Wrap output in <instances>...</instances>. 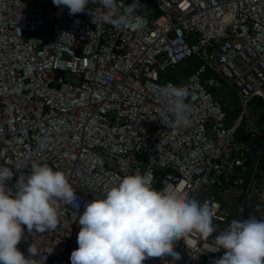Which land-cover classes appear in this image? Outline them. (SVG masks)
Instances as JSON below:
<instances>
[{"label": "built area", "instance_id": "1", "mask_svg": "<svg viewBox=\"0 0 264 264\" xmlns=\"http://www.w3.org/2000/svg\"><path fill=\"white\" fill-rule=\"evenodd\" d=\"M142 6L117 30L92 0L75 15L53 0H0V165L14 172L7 187L21 175L26 180L36 161L63 171L77 197L59 203L54 230L23 226L17 247L27 257L34 244L36 264H71L79 213L136 171H151L158 191L180 189L215 205L218 231L249 214L264 218V126L246 124L250 103L264 99V0ZM192 57L199 59L193 72L167 75ZM168 83L192 93L187 127L161 123L171 119L159 98ZM223 87L240 103L231 123L228 103L216 93ZM44 136L50 143L41 151L36 138ZM232 191L233 214L222 199ZM217 234L204 240L190 233L174 242L180 259L144 264H214L225 252H213Z\"/></svg>", "mask_w": 264, "mask_h": 264}, {"label": "clouds", "instance_id": "2", "mask_svg": "<svg viewBox=\"0 0 264 264\" xmlns=\"http://www.w3.org/2000/svg\"><path fill=\"white\" fill-rule=\"evenodd\" d=\"M66 6L70 15L85 12L89 0H53ZM106 9L101 20L119 30L141 7L139 0L125 6L123 0H92ZM264 50V49H262ZM192 95L187 85L168 83L159 89L161 103L171 119L162 120L167 127L190 125ZM43 151L49 138L37 137ZM22 169L19 163L13 165ZM14 175L12 167L0 165V264H36L38 250L34 244L25 256L17 245L28 232L54 230L59 220V203L71 204L77 197L66 174L47 163L33 161L26 180L19 179L7 187ZM216 206L189 198L180 189L158 191L153 187L151 171H136L119 179L102 198L88 202L78 215V248L71 252V264H144L151 258L164 259L180 255L174 242L190 233L204 240L213 237V252L224 249L214 264H264V218L249 214L233 219L218 231L213 224Z\"/></svg>", "mask_w": 264, "mask_h": 264}, {"label": "crops", "instance_id": "3", "mask_svg": "<svg viewBox=\"0 0 264 264\" xmlns=\"http://www.w3.org/2000/svg\"><path fill=\"white\" fill-rule=\"evenodd\" d=\"M227 90H229V89H227ZM229 91H231V90H229ZM216 93H217V91H216ZM235 97L237 98L236 94H235ZM225 102H227V101H225ZM227 103H228L227 113H228V116H229V123H231V121L239 113V104L240 103H239V99H238V105H237V107L235 106L232 109L229 106V102H227ZM250 111L252 112V115H251L252 116V121L250 123L249 120H248L246 124H248L250 126H257V125L258 126H264V99L262 97L257 96L250 103ZM244 134H247V133H243L242 135H244ZM222 199H224L226 202H228L227 203V207H228L229 211L233 214L234 211H235V209H236V207H235V203H236V200H237L236 192L232 191L231 193H229L228 197L222 198Z\"/></svg>", "mask_w": 264, "mask_h": 264}, {"label": "rangeland", "instance_id": "4", "mask_svg": "<svg viewBox=\"0 0 264 264\" xmlns=\"http://www.w3.org/2000/svg\"><path fill=\"white\" fill-rule=\"evenodd\" d=\"M144 0H140V4H143ZM154 15L158 16L159 14L156 12L154 13ZM199 64V59L196 57H192L188 60H186L185 62L179 64L177 66V68L175 70H170L168 72V76L170 75H180V76H185L188 73H191L195 70V68L197 67V65ZM68 75V74H67ZM68 77L72 80V81H79L80 77L70 74L68 75ZM227 87H223L221 89H218L217 94L222 97L224 99V101L229 102V106L232 109L233 107H237L238 105V99L235 97V94L233 93V91H229L226 89ZM200 203H201V199H197Z\"/></svg>", "mask_w": 264, "mask_h": 264}, {"label": "trees", "instance_id": "5", "mask_svg": "<svg viewBox=\"0 0 264 264\" xmlns=\"http://www.w3.org/2000/svg\"><path fill=\"white\" fill-rule=\"evenodd\" d=\"M240 136L245 138V139H249L250 138L248 134H244V135L240 134Z\"/></svg>", "mask_w": 264, "mask_h": 264}]
</instances>
